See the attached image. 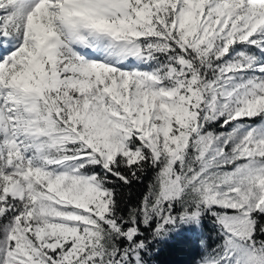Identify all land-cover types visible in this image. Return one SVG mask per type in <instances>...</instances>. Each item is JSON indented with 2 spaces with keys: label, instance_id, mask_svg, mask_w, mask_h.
Returning <instances> with one entry per match:
<instances>
[{
  "label": "snow or ice",
  "instance_id": "6c2138e0",
  "mask_svg": "<svg viewBox=\"0 0 264 264\" xmlns=\"http://www.w3.org/2000/svg\"><path fill=\"white\" fill-rule=\"evenodd\" d=\"M0 264H264V0H0Z\"/></svg>",
  "mask_w": 264,
  "mask_h": 264
}]
</instances>
